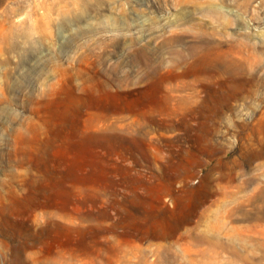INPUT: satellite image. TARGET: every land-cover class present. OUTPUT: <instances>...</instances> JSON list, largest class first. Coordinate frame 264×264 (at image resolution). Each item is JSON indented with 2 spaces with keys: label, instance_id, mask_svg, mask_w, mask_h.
<instances>
[{
  "label": "rangeland",
  "instance_id": "obj_1",
  "mask_svg": "<svg viewBox=\"0 0 264 264\" xmlns=\"http://www.w3.org/2000/svg\"><path fill=\"white\" fill-rule=\"evenodd\" d=\"M0 264H264V0H0Z\"/></svg>",
  "mask_w": 264,
  "mask_h": 264
}]
</instances>
